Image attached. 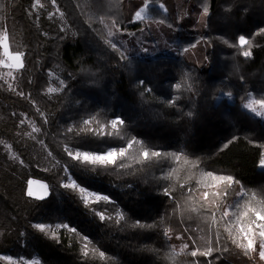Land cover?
<instances>
[{"label":"trees","instance_id":"1","mask_svg":"<svg viewBox=\"0 0 264 264\" xmlns=\"http://www.w3.org/2000/svg\"><path fill=\"white\" fill-rule=\"evenodd\" d=\"M39 1L35 11L33 0H0V255L41 264H264L257 243L248 254L238 246L247 221L236 219L245 205L264 212V115L245 105L248 96L264 101V0H160L178 53L148 56L126 53L108 25L139 30L147 20L134 15L146 0ZM191 8L208 9L202 30L179 20ZM4 36L23 53L11 80ZM200 47L202 63L187 57ZM117 119L124 123L112 128ZM129 143L116 164L75 158ZM227 176L234 181L215 179ZM30 178L46 181L48 195L29 196ZM69 178L108 200L85 201Z\"/></svg>","mask_w":264,"mask_h":264},{"label":"rangeland","instance_id":"2","mask_svg":"<svg viewBox=\"0 0 264 264\" xmlns=\"http://www.w3.org/2000/svg\"><path fill=\"white\" fill-rule=\"evenodd\" d=\"M40 6L39 0H33V9L38 11ZM137 13L140 14V17H137ZM54 16H58L59 18L62 17V14L57 10L53 11ZM135 19H146L147 24L144 25L139 30H124L118 25H115L111 21H108V25L110 28L111 37L116 40V42L123 48V50L128 54H135L139 56H148L153 55L156 53H171L177 54L178 48L177 45L174 43L173 39H175V31L177 28H174L171 23H169L172 19L171 15H169L167 7L160 1V0H146L145 4L135 12L134 15ZM179 20L183 23H189L191 28L195 30H202L204 28V20L206 14L204 11H196L191 8L189 11H180L179 12ZM5 37V36H4ZM4 37L1 40L2 46L4 43ZM114 40V41H115ZM8 55L5 54L4 47V76L7 80H11L14 77L15 71L21 67H12L9 68L7 65L13 63L11 59H9V55H14L16 52L12 51L9 45L8 37ZM206 47H200L198 49H190L186 52L187 57L192 59L195 62L202 63L203 59L205 58ZM23 64V60H22ZM246 107L253 113L263 116L264 115V105H261L258 101H256L252 96H248L245 100ZM251 105V107H249ZM8 153L13 156L14 152L6 146ZM84 152H77L80 154L81 159ZM90 155H100L89 153ZM104 154V153H101ZM264 161V160H263ZM261 167L264 165L261 164ZM66 183L71 187L73 183L77 185L75 189L83 198L87 197V202L96 201L97 196H102L99 193L89 191L85 193L80 192V185L77 182L69 178ZM47 189V195L49 193V187L46 181L37 179V178H30L28 181L27 192L29 188L35 193L34 197L41 198L42 196L45 197L47 195L44 194V189ZM85 200V199H84ZM46 226L45 232H47L51 236H56V230H54L53 226L50 224H44ZM50 226V227H47ZM259 231V229H257ZM259 245V252H260V244L261 240L257 236L255 244ZM260 257V255H259ZM261 258V257H260ZM0 260L6 264H41L37 258H27L24 255L19 256H8V255H0ZM264 262V259H262Z\"/></svg>","mask_w":264,"mask_h":264},{"label":"snow or ice","instance_id":"3","mask_svg":"<svg viewBox=\"0 0 264 264\" xmlns=\"http://www.w3.org/2000/svg\"><path fill=\"white\" fill-rule=\"evenodd\" d=\"M51 2L53 4H55L56 0H51ZM204 13L205 14L208 13V9L207 8L204 9ZM136 15H137L138 18L140 17L139 13H137ZM261 31L264 32V29H262ZM239 40H240V43L242 45L248 43V40H246L245 37H243V36H241L239 38ZM3 47H4L5 54L8 55L9 46H8V43H7V36L4 37ZM113 48H115V44H113ZM243 55L245 57H247V56L250 55V52L249 51H245L243 53ZM22 56H23V53H21V52H16L14 55H9V59H11L13 61V63L8 64L7 66L9 68H12V67H23ZM176 87L179 88L180 85L177 84ZM48 91L49 92H53L54 89L49 88ZM259 103L261 105H264V101H260ZM249 107H251V105H249ZM123 123H124V121L121 120V119L113 120L111 122V127L112 128H116L118 124L122 125ZM97 134H99V133H97ZM107 134L110 135L111 133H107ZM131 147H132V143H129L126 148H121L118 151L116 149H112V150L106 151L104 154H100V155H90L88 152H84L83 156H82V159H83L84 162H91L93 164H95V163L116 164L117 163V158L118 157H124L126 155L128 149H130ZM68 155L72 156V153L69 152ZM152 155L153 156H159V155H161V153L153 152ZM143 156L145 158H148L149 152L148 151H144L143 152ZM75 158L77 160H80L81 159L80 154H77ZM261 164L264 165V161H261ZM215 179H218L220 181H224L226 183H231V182L234 181V178L231 177V176L217 177ZM65 187H68V185H65ZM71 187L76 188L77 185L75 183H73L71 185ZM80 192L83 194V193L87 192V189L86 188H80ZM34 194L35 193L32 191V189L29 188L28 195L32 196ZM44 194L47 195L46 187L44 189ZM207 196H208V193L205 192L204 193V197L207 198ZM41 198H43V196ZM84 199L86 201L87 197H84ZM96 199H97V201L108 200V197L107 196H97ZM244 207L247 210L244 211L242 213V215L237 216L236 219H237V223L238 224H239V222L241 220H245L246 219V221H247L246 225L245 224H239V234L242 235V237L244 238L246 243H239L238 246L244 248L246 254H248L249 251H255V246H256L255 242H256V237L258 236L260 238V240H261L259 255H260L261 259H264V212H262L261 210H258L255 207H251L250 208L247 205H245ZM250 212L253 214L254 218H250L249 217V213ZM100 216H101V218H103V213H100ZM223 216L224 217H228L229 213L226 211V212L223 213ZM35 227L37 229H39L41 232H43L45 230V228H46V226L44 224H36ZM47 227H50V226H47ZM56 227H58V228H67L68 225H57ZM257 229H259V231H257ZM73 231H75V229H73ZM229 231L231 232V229H229ZM237 239H239V236L237 237ZM234 242H236V240H234ZM210 253H211V249H209L207 252H204L202 254L203 255H209ZM191 255L192 256H196L197 252L193 251L191 253Z\"/></svg>","mask_w":264,"mask_h":264}]
</instances>
